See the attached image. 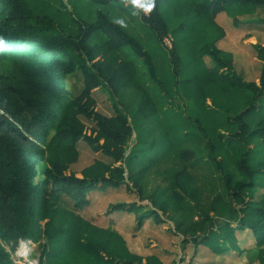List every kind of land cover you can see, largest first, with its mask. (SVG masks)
<instances>
[{
	"label": "trees",
	"instance_id": "trees-1",
	"mask_svg": "<svg viewBox=\"0 0 264 264\" xmlns=\"http://www.w3.org/2000/svg\"><path fill=\"white\" fill-rule=\"evenodd\" d=\"M124 1L140 13L142 24L159 43L172 40L167 59H160L141 37L99 7ZM41 2L0 0V239L17 242L45 237V264H167L157 254L134 253L120 231L97 225L59 201L66 194L75 199L76 207H82L90 191L121 185L128 178L141 198L150 199L156 207L138 215V227L148 216L159 215L158 210L183 211L187 196L200 202L186 164L196 157V148L181 145L184 137L174 135L161 117L149 83L140 76L145 66L142 75L170 96L159 75L162 64L170 63L175 92L185 101L191 136L197 133L206 139L231 200L218 196L214 202L222 200L219 205L213 202L200 220L178 229L185 241L223 254L241 250L239 233L249 230L264 264V194L254 206L248 201L258 188L255 178L264 173V161L253 165L247 145L252 138L264 142V117L255 125L247 120L264 106V68L260 83L245 80L234 69L233 53L217 45L226 31L216 19L225 11L240 24L239 16L255 13L264 0H92L98 6L94 16L73 18L76 31L56 20ZM206 55L212 57L213 65H208ZM258 57L264 60V46L258 47ZM77 71L83 74L84 87L74 96L67 79ZM104 85L119 97L114 115L96 109L93 93ZM134 92L140 96L137 127L120 107L129 108L126 97ZM83 117L94 125L89 128ZM134 131L138 138L131 161H137V166L128 169L126 176L120 162L127 159L126 146ZM81 139L112 160L96 159L83 168L82 176L68 173L79 159ZM173 149H178L183 166L175 171L168 188L157 185L145 196L143 179ZM140 207L117 203L111 210L138 212ZM227 208L238 216L236 224L211 214ZM0 264H16L1 241Z\"/></svg>",
	"mask_w": 264,
	"mask_h": 264
},
{
	"label": "rangeland",
	"instance_id": "rangeland-1",
	"mask_svg": "<svg viewBox=\"0 0 264 264\" xmlns=\"http://www.w3.org/2000/svg\"><path fill=\"white\" fill-rule=\"evenodd\" d=\"M42 6L50 9L54 13L56 20H63L70 29L76 31V25L73 18H92L98 7L92 0H41ZM108 10L110 15L122 22L125 27L133 31L136 36L148 43L147 47L154 52H158L160 59L169 57V48L172 46V40L166 39L164 43H159L155 36L142 24L141 15L134 9L129 1L123 3L111 2L105 6H99ZM147 11V10H146ZM119 13L121 15L119 16ZM217 21L225 28L226 35L219 40L217 45L219 48L233 53L234 69L247 81H256L260 83V76L264 68V60L258 57V47L264 46V4L258 6L253 14L239 16L240 24H236L234 19L225 11L217 14ZM3 52H0V58ZM132 57L138 60L142 65V60L132 52ZM208 65H213L214 61L210 55L205 57ZM168 63V62H167ZM161 64V63H160ZM145 66H141V79L149 83L150 91L157 101L160 109L161 117L165 118L172 128L174 135L184 137L182 146L195 147L197 155L189 160L186 164L194 176L193 185L199 190L200 202L197 203L193 197L187 196L184 202V210L175 212L169 210L159 211V215L148 216L141 227H138V215L145 211L156 209L148 198H141V194L137 188L133 186V182L126 178L121 185H109L106 187L96 188L88 194V202L82 207H76L75 199L71 196L63 194L59 205L75 212H78L85 218L92 220L97 225L110 227L128 236L132 251L136 254L146 257L151 252L158 253L159 257L167 264H261L258 258L259 245L249 230L240 232L241 250L235 252L215 253L205 244H199L192 241H185L184 234L178 227H185L186 224L193 220H200L204 210H208L214 200L222 195L228 201L230 200L229 191L225 186V180L221 171L217 167V163L210 157L209 148L206 139L197 133L191 136V128L187 124L185 113V101L175 92L176 85L172 74V65H163L160 67V77L164 80L166 88L172 95H165L160 88H156V84H152L144 71ZM68 88L74 96L81 93L84 87V77L80 71L71 73L67 79ZM107 85L97 87L94 90V96L97 99L96 109L106 115H114L116 107H119L118 98L112 94ZM156 86V87H154ZM140 96L137 92L131 93L126 97L129 108L120 106L128 115L130 122L137 127L138 105L137 101ZM120 101V100H119ZM121 102V101H120ZM262 117H264V106L258 113L252 114L247 118L251 125H255ZM87 126L90 128L94 125V121L83 117ZM176 130V132L174 131ZM90 132V131H89ZM181 135V136H180ZM178 137V138H179ZM138 138L136 131L126 146V158L121 165L126 168V176L128 169L137 166L131 161V150L133 149ZM248 147L252 150L253 165L264 161V142L258 139H250L247 142ZM77 146L79 147V160L72 164L68 173H74L82 176L81 170L91 164L96 158H104L112 160L102 152L95 153L87 141L81 139ZM179 149V148H178ZM178 149H173L166 156H162L157 166L150 170L142 183L144 186V195L152 193L157 185L165 188L169 187L170 180L176 170L183 166V162L178 159ZM128 156V157H127ZM167 163L165 164L164 160ZM140 166V163L138 164ZM236 178H240L239 172L234 166H231ZM258 188H255L254 194L248 198L249 204L252 206L260 203L264 194V173L256 176ZM222 200H216L214 203L219 205ZM117 203H125L127 205L137 203L141 205L138 212H129L125 209L111 210L113 205ZM235 207L239 208L240 204L235 203ZM233 209L227 208L220 214H211L217 220L226 219L236 224L238 216L234 214ZM251 235L249 238L248 236ZM4 248L10 253L11 259L16 264H45L43 256L44 244L47 239L44 237L39 241L29 238H21L17 242H8L0 239ZM127 241V240H126Z\"/></svg>",
	"mask_w": 264,
	"mask_h": 264
},
{
	"label": "crops",
	"instance_id": "crops-1",
	"mask_svg": "<svg viewBox=\"0 0 264 264\" xmlns=\"http://www.w3.org/2000/svg\"><path fill=\"white\" fill-rule=\"evenodd\" d=\"M119 22V21H118ZM123 24V23H122ZM128 28V27H127ZM129 30V32H131V33H133V34H135L133 31H131L130 29H128ZM78 149H79V147H78ZM80 150V149H79ZM80 152V151H79ZM95 153H98V152H95ZM80 156V155H79ZM96 159H101V158H96ZM96 159H94L93 160V162L96 160ZM79 160V159H78ZM101 160H103V161H106V162H110V160H106V159H104V158H102ZM92 162V163H93ZM76 163V162H75ZM91 163V164H92ZM72 164H74V163H72ZM71 164V165H72ZM90 165V164H89ZM88 166V165H87ZM71 167V166H70ZM86 167V166H85ZM83 170V169H82ZM82 170H81V173H82ZM82 175V174H81ZM87 218V217H86ZM121 229H120V227H119V231H120ZM122 231V230H121ZM123 234V233H122ZM124 235V234H123ZM125 237V239L127 240V243H128V246L132 249V246H131V244H130V240H129V238H128V236L126 237V235L124 236ZM149 254H157L158 255V253H156V252H151V253H149ZM159 256V255H158Z\"/></svg>",
	"mask_w": 264,
	"mask_h": 264
},
{
	"label": "snow or ice",
	"instance_id": "snow-or-ice-1",
	"mask_svg": "<svg viewBox=\"0 0 264 264\" xmlns=\"http://www.w3.org/2000/svg\"><path fill=\"white\" fill-rule=\"evenodd\" d=\"M150 6V5H149Z\"/></svg>",
	"mask_w": 264,
	"mask_h": 264
}]
</instances>
